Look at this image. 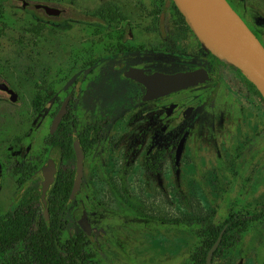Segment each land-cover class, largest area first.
<instances>
[{"label":"flooded vegetation","instance_id":"1","mask_svg":"<svg viewBox=\"0 0 264 264\" xmlns=\"http://www.w3.org/2000/svg\"><path fill=\"white\" fill-rule=\"evenodd\" d=\"M50 1L63 3L78 14H89L94 18L76 20L69 16L67 9L52 11ZM228 1L264 45V18L259 12L264 10V0H249L248 3L244 0ZM165 2L173 10L169 21L162 14ZM151 3V12L136 15L137 19L132 20L111 1L101 3L94 11H85L75 7V0H0L1 264H31L33 254L28 252V238L6 236L13 232L16 225L10 218L17 210L35 212L37 218L29 224L38 231L44 225L52 224L49 222L52 212L62 209L68 212L75 208L79 217L72 223L66 218V226L75 235L83 232L90 237L95 232L96 227L88 213L91 234H87L81 227L79 208H85L86 212L87 208L78 203V198L86 164L95 168L103 165L106 171L111 160V136L107 133L110 119L107 112L99 115L95 108V99L100 92L113 95L121 83L139 85L142 88L141 102L160 101L154 112L157 114L153 120L155 132L144 155V165L149 171H156L164 160L168 147H163L162 142H173L171 139L177 125L171 119L185 120L196 114V108L188 104L190 99H180L176 94L198 90V86L205 84H216L222 73L242 76L240 79L247 89L245 103L262 112V115L257 112L258 127L264 126V109L251 100L258 98L264 102V96L262 92H257L259 88L254 82L234 64L204 49L174 0H151ZM233 3L239 6L241 12ZM33 8L43 10V14L36 13ZM64 35H71L74 40L67 60H47L48 49L52 51L66 47L61 44ZM185 39H188V44H185ZM193 42L196 49L199 45L202 50L204 65L172 71L139 63V54L170 51L186 55ZM199 68L209 72L213 79L152 99H144L147 94L146 85L127 74L133 69L152 75L155 72L173 74ZM205 93L207 91L203 90L196 95ZM85 99L89 101L88 104L82 102ZM226 99H229L228 94ZM65 102V112L53 128L55 117ZM185 134L184 150L188 130L182 133L176 147L173 146L169 152L176 163L177 148ZM77 140L84 151L82 183L78 193L70 201L78 173ZM241 152V149L235 150L234 162L239 161ZM149 155L157 164L154 169L147 167ZM247 167L245 162L241 168L242 173L246 172ZM49 168L55 171V180L47 192L49 215L46 218L40 201V185ZM232 170L238 171L237 168ZM59 177L72 183L65 207L61 203H55L54 199L53 187ZM3 191L7 193L6 201L1 200ZM17 195L19 198L15 202ZM3 201L6 203L1 204ZM2 207L5 210H1ZM5 226L9 228L8 231L1 228ZM223 228L226 230V226Z\"/></svg>","mask_w":264,"mask_h":264},{"label":"rangeland","instance_id":"2","mask_svg":"<svg viewBox=\"0 0 264 264\" xmlns=\"http://www.w3.org/2000/svg\"><path fill=\"white\" fill-rule=\"evenodd\" d=\"M107 1L115 3L132 20L152 11L151 0H75V7L94 11ZM163 7L164 18L171 20L169 3ZM33 9L43 14V10ZM259 12L264 18V10ZM73 42L71 35H64L61 44L66 47L48 49L46 59L67 60ZM184 42L188 44V39ZM197 46L193 42L186 55L170 51L139 54V63L172 71L204 65L205 57ZM240 76L225 72L216 84L176 94L180 99H190L188 104L196 108V114L180 122L171 119L177 125L173 142H162L168 149L156 171L146 169L144 155L155 132L154 112L160 101L143 103L139 85L122 83L113 95H97V114L107 112L110 119L107 133L111 136V160L106 171L103 165L95 168L86 164L78 198L96 227L90 235V241L100 249L94 264H188L198 238L183 224L223 223L228 209L225 203L236 198L243 202L242 213L248 212V207V219L256 216V220L247 232L236 231L234 245L218 258L217 264H264V126L258 127L257 112H262L245 103L247 89ZM203 90L207 91L205 95H196ZM251 100L264 109L262 100ZM82 102L89 103L87 99ZM185 130L189 135L177 164L169 152ZM239 149L242 155L234 162V152ZM245 162L248 167L242 173ZM3 195L1 200L6 201V191ZM131 205L152 217L126 212ZM78 217L75 208L66 213L69 223Z\"/></svg>","mask_w":264,"mask_h":264},{"label":"water","instance_id":"3","mask_svg":"<svg viewBox=\"0 0 264 264\" xmlns=\"http://www.w3.org/2000/svg\"><path fill=\"white\" fill-rule=\"evenodd\" d=\"M174 2L204 49L241 69L264 96V45L230 2L228 0H174ZM49 6L52 11L69 10V16L76 20L94 18L89 14H78L63 3L50 1ZM127 74L146 85L147 94L144 99L157 98L172 91L188 88L213 79L211 74L202 68L173 74L155 72L152 75L145 74L143 70L133 69ZM65 109L66 102L56 115L53 128L61 120ZM185 136L186 134L177 148V163L184 147ZM75 145L78 152V173L75 177L70 201L73 200L81 187L83 174L84 151L78 140ZM54 180L55 171L49 168L40 185V201L46 218L49 215L47 192ZM18 198L19 195L16 196L15 202ZM79 211L81 227L87 234H91L92 226L86 209L80 207ZM224 232L225 228L221 230L217 240L209 249L206 264H213V254L218 248Z\"/></svg>","mask_w":264,"mask_h":264},{"label":"trees","instance_id":"4","mask_svg":"<svg viewBox=\"0 0 264 264\" xmlns=\"http://www.w3.org/2000/svg\"><path fill=\"white\" fill-rule=\"evenodd\" d=\"M175 8L179 13L176 6ZM155 11L158 10L155 9ZM257 92L261 93L259 89H257ZM156 166L157 164L151 160L149 155L147 161L148 169H154ZM71 184V181L61 177L58 178L53 187L55 203H61L65 207ZM230 201L225 203L228 209L225 212L226 218L223 223L208 222L207 224H202L200 222H192L189 224L185 222L183 224L198 238V242L189 256L188 264H206L209 249L217 240L222 228L226 226L222 240L213 254V264H217L218 258L234 245L232 237L236 231L238 230L242 234L247 232L251 222L256 220V216L253 217V220L252 218L248 219L247 213L251 212L250 208L246 207L245 209L248 212L242 213L244 209L243 202L239 201L238 198ZM133 207L127 209L126 212L147 218L152 217ZM261 211L264 214V208ZM66 213L64 209L52 212V218L49 221L52 224L44 225L43 228L37 231L29 224L37 218V214L35 212L28 213L17 210L10 218L16 222V225L13 227V232L7 233L6 236L14 237L15 239L28 238V252L33 254L31 264H94L93 261L100 254L99 247L93 244L90 241V237L83 232L78 235L73 234L71 228H68L65 224ZM1 228L6 231L9 230L7 226ZM2 262L3 260L1 259L0 264ZM8 263H10V260Z\"/></svg>","mask_w":264,"mask_h":264}]
</instances>
